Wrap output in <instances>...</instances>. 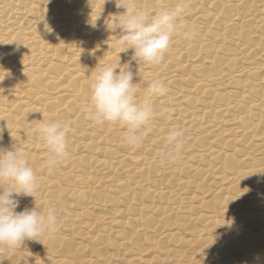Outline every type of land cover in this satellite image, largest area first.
Segmentation results:
<instances>
[{"label": "bare ground", "instance_id": "1", "mask_svg": "<svg viewBox=\"0 0 264 264\" xmlns=\"http://www.w3.org/2000/svg\"><path fill=\"white\" fill-rule=\"evenodd\" d=\"M185 4L195 38L176 34L151 66L115 46V0H0V149L25 150L38 181L16 211L58 221L54 234L0 248V264H211L251 252L264 264V0ZM128 65L138 99L154 79L169 89L138 147L123 125L87 118L95 75ZM52 121L71 128L70 159L55 169L37 131ZM173 128L184 144L175 164L164 158Z\"/></svg>", "mask_w": 264, "mask_h": 264}, {"label": "clouds", "instance_id": "2", "mask_svg": "<svg viewBox=\"0 0 264 264\" xmlns=\"http://www.w3.org/2000/svg\"><path fill=\"white\" fill-rule=\"evenodd\" d=\"M115 2L117 8L125 10L111 28L120 34L115 46L123 48V52L131 50L137 64L159 65L176 34L189 41L197 34L195 29L181 24L187 11L185 0H178L172 8L165 6L164 0H156L159 10L151 14L138 9L132 0ZM135 75L130 65L124 69L102 67L90 85L88 102L91 111L87 112V118L97 126L106 123L123 125L127 132L125 142L130 147L143 143L142 130L154 117V101L169 92L161 80L154 79L143 98L138 99L133 83ZM37 131L50 153L45 164L47 168L55 169L70 159L67 150L70 126L52 121L41 124ZM165 143L169 149L164 153L166 161L179 162L184 147L182 131L169 130ZM37 190V177L29 166L26 151L0 149V248L22 247L26 240H37L42 234L57 231V217L51 211L46 214L39 208L16 211L19 207L17 198L34 197Z\"/></svg>", "mask_w": 264, "mask_h": 264}, {"label": "rangeland", "instance_id": "3", "mask_svg": "<svg viewBox=\"0 0 264 264\" xmlns=\"http://www.w3.org/2000/svg\"><path fill=\"white\" fill-rule=\"evenodd\" d=\"M236 259L237 262H234L230 261L229 258L224 259L220 255H217V258L211 259V264H260L258 258L252 252L248 256L238 257Z\"/></svg>", "mask_w": 264, "mask_h": 264}]
</instances>
